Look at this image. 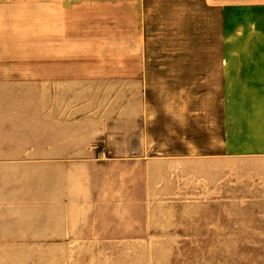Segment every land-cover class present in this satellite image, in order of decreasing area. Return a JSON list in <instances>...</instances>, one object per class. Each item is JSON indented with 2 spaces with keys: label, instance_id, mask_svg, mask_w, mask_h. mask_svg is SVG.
I'll return each instance as SVG.
<instances>
[{
  "label": "rangeland",
  "instance_id": "rangeland-1",
  "mask_svg": "<svg viewBox=\"0 0 264 264\" xmlns=\"http://www.w3.org/2000/svg\"><path fill=\"white\" fill-rule=\"evenodd\" d=\"M204 10L197 0H64L56 43L53 30L45 46L16 47L61 61L57 76L31 61L0 77V119L29 118L34 147L45 133L63 155L89 149L116 165L103 174L92 237L0 253V264H264V163L214 159L223 95Z\"/></svg>",
  "mask_w": 264,
  "mask_h": 264
},
{
  "label": "crops",
  "instance_id": "crops-1",
  "mask_svg": "<svg viewBox=\"0 0 264 264\" xmlns=\"http://www.w3.org/2000/svg\"><path fill=\"white\" fill-rule=\"evenodd\" d=\"M197 1L215 16L214 74L223 95L224 147L214 159L264 163V0ZM63 2L0 0V77L30 71L31 61L44 77L53 69L57 76L56 54L32 55L16 47H29L35 38L34 44L45 46L53 30L56 43ZM0 125L6 127L0 130L6 131L0 134V253H41L48 245L72 246L84 232L92 237L100 222L94 201L103 196L104 172L116 164L89 149L63 155L57 136L47 146L45 133L32 146L25 115L0 119Z\"/></svg>",
  "mask_w": 264,
  "mask_h": 264
}]
</instances>
